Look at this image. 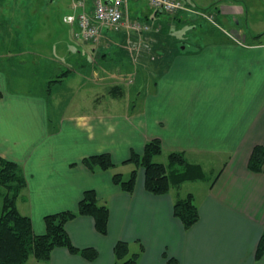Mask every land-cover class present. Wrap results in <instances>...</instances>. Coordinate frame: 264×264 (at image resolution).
Returning <instances> with one entry per match:
<instances>
[{"label": "crops", "instance_id": "crops-1", "mask_svg": "<svg viewBox=\"0 0 264 264\" xmlns=\"http://www.w3.org/2000/svg\"><path fill=\"white\" fill-rule=\"evenodd\" d=\"M76 1L14 2L41 16L48 14L40 26L55 34L64 30L65 38L55 39L70 40L71 25L64 18L80 11ZM221 1L232 5H217L218 17L223 10L233 13L242 7V0ZM142 2L133 10L130 6L131 17L155 16L148 2ZM62 24L69 28L62 30ZM227 32L200 47L173 51L166 69L150 77L141 93L136 75L131 76L133 84L126 85V75L138 69L111 72L119 86L84 97L79 93L92 85L79 67L49 95L47 90L39 94L10 89L0 68V156L21 166L27 184L17 207L30 216L34 232H46V215L76 211L89 189L110 210L107 234L97 230L91 215L66 224L75 246L97 249L96 260L58 247L48 262L33 257L27 264H113L119 240L129 242L131 253H141L140 264H168L164 254L177 264H264V255L256 257L264 230V170L248 167L254 146L264 145V40H228ZM101 62L97 64L102 69ZM95 73V81L99 74L101 80L106 78L103 71ZM59 98H69L68 107ZM73 106L82 109L74 112ZM155 138L162 142L163 153L181 151L205 172L217 161L225 164L211 183L208 178L186 181L166 194L149 192L139 168L134 192L122 190L113 175L125 174L121 166L126 164L132 171L135 165L125 161ZM103 152L112 155L114 168L94 172L82 162ZM187 182H195L199 190L188 185L182 194L179 190ZM189 192L195 195L200 219L186 229L174 214V204Z\"/></svg>", "mask_w": 264, "mask_h": 264}, {"label": "rangeland", "instance_id": "rangeland-1", "mask_svg": "<svg viewBox=\"0 0 264 264\" xmlns=\"http://www.w3.org/2000/svg\"><path fill=\"white\" fill-rule=\"evenodd\" d=\"M14 1L0 0V68L8 77L10 89L32 90L39 94L46 93L49 79L57 78L71 66L75 69L78 67L83 69L86 83L92 85L79 93V96L89 97L96 92L97 96L102 93L104 87L112 88L115 83L119 86L111 72L118 73L121 70L122 73H130L135 69H138L136 73H126V78L129 77L126 85L128 87L133 82L131 76L136 75L139 78L137 89L141 93L147 88L150 77H156L166 69L173 51L200 47L201 44L210 40L215 41L218 35L222 39L221 31L227 32L226 30L228 32L225 34V39L228 40L241 41L248 38L252 42L261 36L264 40V0H242L239 4L242 7L237 8L239 12L223 13V10L220 17L216 11L220 9L217 5L221 3L222 6L232 5L231 3L221 0H183L185 7L177 12H163L159 13L162 15L155 17L148 15L147 20L144 17L138 19L133 17L134 20H141L149 25L146 36L132 31L126 24L121 31L107 30L108 33L106 35L103 33L97 41L87 43L74 37V31L70 25V40L61 39L65 38L63 29L69 28L67 25H61L63 32L55 34L53 29L50 32L48 28H42L39 24L45 21L48 14L41 16L38 11L25 8L23 3L17 5ZM142 4V1L137 3L131 0V10ZM244 8L247 11L241 10ZM59 36L61 38L55 39ZM146 37L153 45L150 50H144V56L139 52L140 49L131 47V44L137 40L143 41ZM159 51H163L162 54H158ZM99 61H102L104 66L102 69L97 64ZM96 64L99 66L97 67ZM95 69L103 71L106 78L101 80L99 74L95 81ZM112 78L114 79L111 80ZM73 82L77 80L71 83ZM58 101L62 102V106L68 107L70 99L59 98ZM76 109L81 111L82 107H72L74 112H77ZM156 160L167 163L168 156L163 153L156 157ZM224 164V161H217L208 166L207 183L215 179ZM122 168L126 170L124 176L129 177L131 165H122ZM194 183L187 182L179 191L185 194L190 188L186 187L188 185L194 186L193 190H199L200 186ZM7 192V188L0 184V215L4 210Z\"/></svg>", "mask_w": 264, "mask_h": 264}, {"label": "trees", "instance_id": "trees-1", "mask_svg": "<svg viewBox=\"0 0 264 264\" xmlns=\"http://www.w3.org/2000/svg\"><path fill=\"white\" fill-rule=\"evenodd\" d=\"M154 10L155 16L163 13L157 9ZM147 16H145V20H147ZM136 18L138 19V17ZM143 33L145 35L146 32ZM146 38L144 40L150 44V48L139 50L144 56V50H150L153 45L150 42L151 40L148 37ZM162 52L159 51L158 54H162ZM72 68L74 67H68L57 78H51L47 81L48 95L53 91L54 86L61 84L71 74ZM114 88H117V86ZM162 153L163 145L158 138L148 141L142 153L133 151L131 157L125 161V163L135 165L129 177L117 172L113 175L114 183L122 190L133 193L138 178V169L142 168L145 173L146 189L154 194H166L172 186L180 185L186 181L206 178L207 174L203 166L189 161L183 152H170L167 155V163L156 160V157L163 155ZM82 162L94 172L110 170L115 167L112 155L108 152L87 156ZM248 167L253 172H262L264 170V145L254 146ZM0 184L5 186L8 191L5 195L4 210L0 215V264H26L31 257L38 261L48 262L52 257L53 251L58 247H65L72 254H79L91 261L98 258L99 253L96 248H79L75 246L66 229L67 222L75 217L91 215L95 219L97 230L102 234L108 233L110 210L106 204L99 203L94 189L85 191L76 211L67 210L46 215V232L36 234L30 216L22 214L17 207V199L27 184L21 166L1 156ZM174 214L182 221L186 229L191 228L199 221L200 212L194 193L189 192L184 198L175 202ZM114 254L115 261L113 264H140L141 253H131L130 245L127 241H117L114 246ZM164 255L168 264L178 263L176 259L168 258L167 254ZM263 255L264 230L258 244L256 257L261 258Z\"/></svg>", "mask_w": 264, "mask_h": 264}, {"label": "built area", "instance_id": "built-area-1", "mask_svg": "<svg viewBox=\"0 0 264 264\" xmlns=\"http://www.w3.org/2000/svg\"><path fill=\"white\" fill-rule=\"evenodd\" d=\"M131 0H91L89 6L86 0H78L75 7L80 11L65 16L66 23L74 27V37L83 42L97 41L105 30L121 31L126 24L132 31L144 34L149 30V25L141 20H132L129 16V5ZM143 1V0H133ZM148 4L157 10L168 13L177 12L184 8L182 0H146ZM135 49L150 48L145 40L135 41L131 44Z\"/></svg>", "mask_w": 264, "mask_h": 264}]
</instances>
